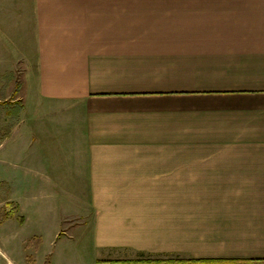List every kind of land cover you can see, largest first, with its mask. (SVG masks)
Returning a JSON list of instances; mask_svg holds the SVG:
<instances>
[{"label":"crops","instance_id":"1","mask_svg":"<svg viewBox=\"0 0 264 264\" xmlns=\"http://www.w3.org/2000/svg\"><path fill=\"white\" fill-rule=\"evenodd\" d=\"M9 5L30 40L26 121L0 146L14 192L81 198L61 225L91 226L97 264H264V0Z\"/></svg>","mask_w":264,"mask_h":264},{"label":"rangeland","instance_id":"2","mask_svg":"<svg viewBox=\"0 0 264 264\" xmlns=\"http://www.w3.org/2000/svg\"><path fill=\"white\" fill-rule=\"evenodd\" d=\"M13 1L16 0H0V65L5 63L6 68L18 56L30 51L29 32L20 26L26 27L23 22L28 13L25 14L22 7L9 5ZM25 68L22 63H13L10 69L0 72V146L3 140L11 137L13 128L23 126L22 122L26 121L21 118L28 110ZM3 149L1 160L13 162L14 148L6 144ZM34 152L33 148L26 151L25 159L33 158ZM46 152L52 155L51 151ZM2 176L5 177L0 173V264H51L50 261L54 264H97L91 245V226L90 229L79 228L84 227V219L79 216L61 225L68 213L83 209L81 198H68L61 189V182L55 184L58 188L54 198L44 194L50 191L44 183L36 184V190L30 192L27 183L17 182L14 192L13 186ZM77 185L81 190V184ZM35 193L39 198L30 199ZM14 198L21 202L23 210Z\"/></svg>","mask_w":264,"mask_h":264},{"label":"trees","instance_id":"3","mask_svg":"<svg viewBox=\"0 0 264 264\" xmlns=\"http://www.w3.org/2000/svg\"><path fill=\"white\" fill-rule=\"evenodd\" d=\"M175 262H182L180 260H153V259H145V260H138L135 263H175Z\"/></svg>","mask_w":264,"mask_h":264}]
</instances>
